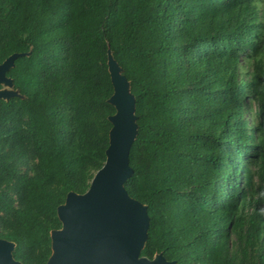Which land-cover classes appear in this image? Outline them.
<instances>
[{"label": "trees", "instance_id": "16d2710c", "mask_svg": "<svg viewBox=\"0 0 264 264\" xmlns=\"http://www.w3.org/2000/svg\"><path fill=\"white\" fill-rule=\"evenodd\" d=\"M108 52L134 99L123 187L149 217L140 255L264 264V0H0V63L24 54L0 100L13 258L46 264L56 208L105 162Z\"/></svg>", "mask_w": 264, "mask_h": 264}, {"label": "water", "instance_id": "95a60500", "mask_svg": "<svg viewBox=\"0 0 264 264\" xmlns=\"http://www.w3.org/2000/svg\"><path fill=\"white\" fill-rule=\"evenodd\" d=\"M24 54H12L0 63V100L16 95L6 73ZM108 71L113 94L108 103L115 112L108 117L111 128L105 162L93 175L83 194L69 192L56 208L60 229L50 232L51 254L46 264H176L162 255L141 256L147 239L146 207L132 199L123 185L133 174L129 151L137 126L134 99L120 69L108 52ZM15 245L0 239V264H22L13 258Z\"/></svg>", "mask_w": 264, "mask_h": 264}, {"label": "rangeland", "instance_id": "374dc122", "mask_svg": "<svg viewBox=\"0 0 264 264\" xmlns=\"http://www.w3.org/2000/svg\"><path fill=\"white\" fill-rule=\"evenodd\" d=\"M245 67H242L241 71H240V78L243 81H248L249 80V75H248V69H244ZM0 89L3 90H8L10 91L11 89L8 88L7 86L1 85ZM248 119V118H247Z\"/></svg>", "mask_w": 264, "mask_h": 264}]
</instances>
